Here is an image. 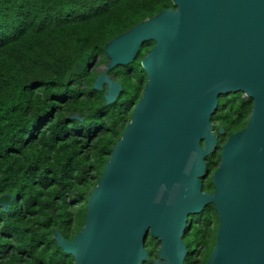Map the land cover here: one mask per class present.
Here are the masks:
<instances>
[{
    "label": "water",
    "instance_id": "obj_1",
    "mask_svg": "<svg viewBox=\"0 0 264 264\" xmlns=\"http://www.w3.org/2000/svg\"><path fill=\"white\" fill-rule=\"evenodd\" d=\"M171 3L104 47L106 68L93 89L110 105L122 86L108 73L153 43L140 61L141 98L81 229L71 241L54 232L72 264H183L188 218L210 205L218 229L206 264H264V0ZM237 93L252 103L248 121L220 146L213 191H203L205 159L218 145L211 116L220 97ZM149 237L158 243L152 261Z\"/></svg>",
    "mask_w": 264,
    "mask_h": 264
},
{
    "label": "trees",
    "instance_id": "obj_2",
    "mask_svg": "<svg viewBox=\"0 0 264 264\" xmlns=\"http://www.w3.org/2000/svg\"><path fill=\"white\" fill-rule=\"evenodd\" d=\"M169 8L171 0H0V264H72L54 232L71 241L81 229L141 98L140 61L153 43L108 73L122 86L110 105L104 90L93 89L95 61L106 65L110 40ZM241 95L220 97L211 116L218 145L205 159L203 191H213L220 146L248 121L252 103ZM188 225L183 264H206L218 229L213 207L189 216ZM145 248L156 260L158 243L149 237Z\"/></svg>",
    "mask_w": 264,
    "mask_h": 264
},
{
    "label": "rangeland",
    "instance_id": "obj_3",
    "mask_svg": "<svg viewBox=\"0 0 264 264\" xmlns=\"http://www.w3.org/2000/svg\"><path fill=\"white\" fill-rule=\"evenodd\" d=\"M98 62H99V60L95 61L94 69H95L96 73L100 75L105 71L106 65L105 64L104 65H101V64L97 65ZM241 96L243 99L245 98L244 95H241ZM150 261H152V259H150Z\"/></svg>",
    "mask_w": 264,
    "mask_h": 264
}]
</instances>
